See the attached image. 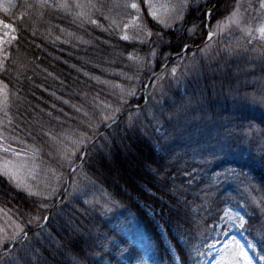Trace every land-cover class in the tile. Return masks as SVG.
I'll return each mask as SVG.
<instances>
[{
    "label": "trees",
    "instance_id": "obj_1",
    "mask_svg": "<svg viewBox=\"0 0 264 264\" xmlns=\"http://www.w3.org/2000/svg\"><path fill=\"white\" fill-rule=\"evenodd\" d=\"M246 1L188 0L183 20L173 27L160 28L151 19H142L152 35L126 41L119 34L132 16L129 5L136 3L145 16L144 0H0V21L15 29L10 32L0 25V37L7 40L6 32L16 37L0 50V88L6 85L7 97L4 103L0 95V141L31 154L42 180L68 176L84 145L107 124L104 115L140 105L143 85L171 54L185 44L202 45L209 8L210 24L222 17L221 26ZM258 1L248 0L246 7ZM64 4L68 7L60 6ZM194 25L190 35L187 30ZM226 30L245 49L240 50L249 52L246 58L233 55L246 66L244 91L214 95L201 89L196 98L189 88L188 116L175 112L178 125L169 121L166 127L157 121L169 102L158 95L160 81L155 78L147 87V101L129 110H134L131 124L124 125L121 118V123L84 149L83 161L76 166L75 173H85V181H99L131 213L143 231L153 264H198L195 249L208 242L212 226L227 205L243 209V229L264 252V240L259 239L264 235V113L254 104L255 95L264 93V72L260 71L264 45L238 37L236 29ZM157 33L170 43L159 41ZM221 39L219 33L213 40L221 43ZM153 49L155 57L150 55ZM192 50L198 48L187 49L183 62L191 58ZM121 89H135V96L125 95L127 103H121ZM181 94L179 88L173 90L175 98ZM80 133H87L88 139L77 148L71 141L79 140ZM118 142L130 144L131 162ZM66 148L75 151L72 165L66 164ZM193 158L203 162V166L197 164L202 173L186 177L195 166ZM35 187L46 192L40 180ZM18 189L11 178L0 174L4 226L0 264H135L146 260L133 241L103 223L99 232L107 231L105 238L95 231L72 232L65 241V224L71 219L68 211L77 212L78 207L64 196L61 204L54 205L56 212L51 210L48 221L39 225L46 212L41 200L27 199ZM35 216L39 221L29 224ZM17 225L27 239L21 235L15 242L4 240Z\"/></svg>",
    "mask_w": 264,
    "mask_h": 264
},
{
    "label": "rangeland",
    "instance_id": "obj_2",
    "mask_svg": "<svg viewBox=\"0 0 264 264\" xmlns=\"http://www.w3.org/2000/svg\"><path fill=\"white\" fill-rule=\"evenodd\" d=\"M247 2L248 0L243 5L244 7H239L235 12L237 15L233 19L238 20L239 23H230L228 19L220 26L219 30L216 29L215 32L217 34L222 33L221 43L213 40L217 38V34H215L211 39L207 40V43L200 44L201 46L197 47L198 50L190 51L188 54H190L191 58L186 61L183 62V58L186 55L185 52L181 54V56H177V58L174 57L172 62L161 65L162 68L156 72L154 78L156 77V79L160 81L158 95L164 100H167L169 106H165L163 117L157 121V124H162L167 127V122L171 121L177 126L179 122L175 118V112H179L184 117L188 116L187 107L190 101L185 100L191 99L189 94H187L189 88L196 98L201 89H207L214 95L222 92H230L231 90L244 91L245 79H243L242 75L243 69L246 68V66L242 67L243 60L233 59V55H236V57L244 55V58H246L249 56V52L243 51L245 49L236 44L237 40L228 33H225L224 30L227 29L234 32V29H236L237 33H239L238 37L245 38L250 43L255 42L256 44L264 45V39H261L256 31L257 28L264 26V3H262V0H259L256 5L250 3L246 7ZM180 3L181 0H145L147 8L146 15L144 16L143 10L140 8L139 12L135 9H133V11L131 8L132 16L127 20V23H125L127 28H125V25L122 27L119 37L123 39L122 37L126 35L128 36L127 40L144 38L148 32L144 27L142 19L145 22L151 19L155 22L154 25L162 28L163 25L158 23V21L151 16L150 13L152 11H155L160 19L172 23L170 17L175 16L178 12L183 16L186 10V8L183 10L178 8ZM186 3H188V0H186ZM131 4L132 3H130V5ZM246 12L247 14L245 15ZM221 18L222 17L214 19L212 22L213 25H211V17H208L207 23L209 26H215V28H217V23ZM224 18H226V15ZM249 32H251V35H248ZM240 48L243 50H240ZM201 49H203V51H201ZM251 54L255 55V52L251 51ZM231 60L234 61L232 65L230 64ZM173 67L177 69L175 78H173L171 72ZM260 71L264 72V69L261 68ZM176 87L182 92L181 98H175L173 95V90L176 89ZM261 95H255L254 104L255 108L264 113V93ZM133 112L134 110L131 111V113L125 114L123 117L113 115L114 119L108 120L109 123L106 128L109 130L117 123H121L122 120H124V125L126 123L131 124V114ZM104 132L101 134V137L105 134ZM128 135L131 137V131ZM97 140L98 138L95 139V141ZM118 143L121 149H124L127 153V160L131 162L130 144L125 146L121 142ZM4 148L9 149V151H4ZM80 150L81 149H79V151ZM82 153L80 160L72 167L76 168L77 165L81 164L84 158V151ZM31 157V154L20 152L16 148L10 147L7 143L0 141V171H2L5 161H11L12 164L15 165L13 170L16 172V178L13 179L8 177L11 178L17 186L19 184V188L22 190H18L24 192L23 197L41 200L42 205H46V207H42L46 210L44 217H48L49 219L51 210H53V214L56 212V208L58 207L55 208L54 205H58V203L61 204L60 202L64 199V196L66 197L65 201L67 203L78 207L77 212H74L72 208L68 211L71 219L65 224V230L67 231V235L64 237L65 241L71 239L73 236L72 232L83 235L87 233V231H95L98 236L105 238L106 236L104 234H107V231L99 232L101 223H103L107 228H114L122 236L128 238L129 241L135 240L137 244L141 243V239L144 238L143 232L133 219L131 213L120 206V203L113 200L107 191L102 188V184L99 181L96 179L85 181L84 178L86 174L83 172H71L68 176L62 174L54 179L44 181L37 170L39 165L37 160L34 159L33 161ZM193 159L195 166L189 174L184 175L186 177L188 175L199 176L202 173L200 168L197 167V164L203 166V162H199L198 158ZM106 161H109L107 156ZM66 164L69 165L68 161H66ZM38 180L45 183V193H41V191L35 187ZM52 189H56L57 194L51 199H46L45 197ZM29 192L40 193L42 197L41 195H29ZM93 198L95 199L93 200ZM238 215L243 216L245 220L244 211L240 206H226L223 208L222 215L214 228L218 231V236L207 246L204 256L199 261L200 264H215L221 254L220 249L223 247L225 237L229 240L235 237L240 244L247 246L248 242L243 237L241 229L238 228L240 223ZM37 217L39 216L32 217L33 219L29 221V224L36 221L38 222L39 219H37ZM88 222H90V229H88ZM2 225L3 222L0 221V230L4 228ZM16 231L17 228L14 229L13 233ZM3 239L6 240L5 237ZM65 241H61V243L65 244ZM249 255L253 258V264H261L255 251L249 250ZM144 257L147 264H153L147 255L144 254ZM141 262L142 261H139L135 264H141Z\"/></svg>",
    "mask_w": 264,
    "mask_h": 264
},
{
    "label": "snow or ice",
    "instance_id": "obj_3",
    "mask_svg": "<svg viewBox=\"0 0 264 264\" xmlns=\"http://www.w3.org/2000/svg\"><path fill=\"white\" fill-rule=\"evenodd\" d=\"M205 2L207 3L208 0H205ZM262 3H264V0H262ZM61 7H68L67 4L64 5H60ZM130 7L132 9H135L137 12H139V7L136 3H132L130 5ZM177 7V6H174ZM187 7V3L186 0H181V3L179 4L178 8L180 10H183L184 8ZM211 12L212 10L209 9L206 12V15L209 16V18L211 17ZM151 16L156 19L158 21V23H160L161 25H163L165 28H171L173 27V24L175 23V21H182L183 20V16L178 12L175 16L170 17V19L172 20V23H168L165 20H162L159 18V16L157 15V13L155 11H152ZM81 15H83V13H81ZM236 13L234 12L232 14L231 17H229V22L230 23H239L238 20H234L233 18L236 17ZM92 23H95V21H92ZM0 25L3 26V28L10 30V32H14L15 29L13 28V26L11 24H5L3 23V21H0ZM217 30L220 29V24L219 22L217 23ZM125 28H127V25H125ZM188 33L191 35L194 31H195V25L192 28H189ZM259 37L261 39H264V26H261L259 28L256 29ZM217 34L214 31H209L208 36L209 39H211L213 37V35ZM5 36H8L7 40H4L2 37H0V50H2V45L5 43H9L11 40L16 39L15 36H11L9 33H4ZM149 36L152 35L151 32L148 33ZM248 35H251V32L248 33ZM157 39L159 41H161L162 43H170V41H164L163 39V35L161 33H157L156 34ZM123 39L127 40L128 36H124L122 37ZM189 46L187 44L184 45V49L187 50ZM201 51H203V49H201ZM156 50L153 49V51L150 53V55L152 57L156 56ZM5 59L7 58V56L5 55L4 57ZM167 58V57H165ZM172 72V76L173 78H175L176 76V72L177 69L175 67L172 68L171 70ZM2 83V82H0ZM154 86V85H153ZM118 87V86H117ZM6 88V85L3 86V88H0V95H4V89ZM135 89H132L131 91H127L125 92L123 89H121V95H120V101L121 103H127L126 100L123 99V97L126 96H135ZM7 97L6 95H4V100L3 102L6 103ZM106 108H111V105H105ZM120 109L116 108L113 109V112H119ZM85 115H87V113H85ZM102 119L104 121H108V120H112L114 119V116H109V115H104L102 117ZM89 128L92 127L91 124L88 125ZM88 139L87 133H80V139L79 140H72L71 143L76 146L79 147L80 145H82L84 143L85 140ZM4 151H9V149L4 148ZM223 149H221L222 151ZM75 157V151H73L72 149H68L66 148L64 151V158L68 161V163L70 165H72L74 163V158ZM15 168V165L12 164L11 161H5L4 165H3V169L2 171H0V174L3 175H7L13 179L16 178V172L13 170ZM72 172L76 171L75 167H72ZM19 187V184H18ZM57 194V190L56 189H52L51 192L45 197L46 199H51L53 196H55ZM29 195H41L40 193H33V192H29ZM42 207H46V205H42ZM37 219H39V217H37ZM238 219L240 221L238 228L243 229L245 227V221H244V217L243 216H239L238 215ZM44 220L47 221L48 217H44ZM17 231L13 233V235L11 237H5L6 240H11L13 242L17 241V239L22 235L24 236L25 240L27 239V233L24 231V229L20 226L17 225ZM262 233H264V229H262ZM259 239L264 240V235H261L259 237ZM219 242V241H218ZM257 248V243L255 240H250L247 243V246L240 244L235 237H232L231 240L227 239V237H225V241L223 242V247L220 249V256L219 258L216 260L215 264H253V258L252 256L249 255V250L255 251ZM259 259L261 261H264V256L259 257ZM141 264H147L146 261H142Z\"/></svg>",
    "mask_w": 264,
    "mask_h": 264
},
{
    "label": "bare ground",
    "instance_id": "obj_4",
    "mask_svg": "<svg viewBox=\"0 0 264 264\" xmlns=\"http://www.w3.org/2000/svg\"><path fill=\"white\" fill-rule=\"evenodd\" d=\"M146 6V5H145ZM147 9V8H146Z\"/></svg>",
    "mask_w": 264,
    "mask_h": 264
}]
</instances>
